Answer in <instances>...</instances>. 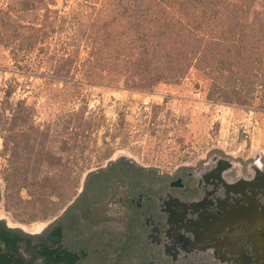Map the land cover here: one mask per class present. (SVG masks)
<instances>
[{
	"label": "rangeland",
	"instance_id": "obj_1",
	"mask_svg": "<svg viewBox=\"0 0 264 264\" xmlns=\"http://www.w3.org/2000/svg\"><path fill=\"white\" fill-rule=\"evenodd\" d=\"M76 1L57 0L56 7L68 10ZM92 1L101 7V0ZM252 1V9L264 13L263 0ZM9 3L0 0V7ZM74 29L68 28L62 36L85 46V37ZM83 46L75 45L73 53L85 55ZM173 46L181 45L176 41ZM51 51L58 53L56 47ZM39 54L40 58L16 62L11 51L0 45V219L8 226L33 233L20 225L52 222L83 190L87 172L122 157L153 169L146 174L149 179L192 170L214 154L228 158L240 172L255 157L264 164V84H257L251 73H240L245 75L240 84L249 98L224 102L208 97L213 75L199 65L191 64L177 80L145 81L143 89H134L131 81L139 78L140 71L132 75L101 71L88 79V69L79 67L59 75L50 70L54 60H48L50 66L42 62L49 52ZM260 60L256 79L264 78V53ZM248 110L260 122L251 139L244 138L240 128ZM148 183L131 186L128 177L118 172L105 191L107 202L98 200L91 214L101 216L108 207L114 214L128 186L146 188ZM122 224V220L112 221L111 226L97 224L83 234L80 240L94 244L89 263L84 264H107L121 256L131 261L139 255L136 243L127 242L137 240L127 237L133 234H127ZM72 232L67 233V241L73 243L79 238Z\"/></svg>",
	"mask_w": 264,
	"mask_h": 264
},
{
	"label": "trees",
	"instance_id": "obj_2",
	"mask_svg": "<svg viewBox=\"0 0 264 264\" xmlns=\"http://www.w3.org/2000/svg\"><path fill=\"white\" fill-rule=\"evenodd\" d=\"M101 1L97 7L92 0H78L63 10L56 7L57 0H11L0 7V45L11 51L16 62L49 52L42 62L54 60V67H46L59 75L79 67L88 69V79L101 71L121 75L140 71L139 78L131 81L134 89H143L145 81L177 80L191 64L213 75L211 99L238 103L249 98L240 84L245 75L240 73H251L257 84H264V78H255L264 53V13L252 9V0ZM76 27L85 37V46L62 36ZM176 41L181 46L174 47ZM75 45L83 46L85 55L74 54ZM55 47L58 53H52ZM32 50L36 53L31 55ZM42 149L41 145L37 152ZM152 171L122 157L87 172L80 194L40 232H26L0 219V264H76L74 242L67 241L73 225L81 218H87L86 226L101 224L104 216L91 214L92 207L98 200L107 202L105 191L118 172L128 177L131 186L149 180L146 187H150L156 176L149 179L146 174ZM60 242L64 243L61 251L56 247Z\"/></svg>",
	"mask_w": 264,
	"mask_h": 264
},
{
	"label": "flooded vegetation",
	"instance_id": "obj_3",
	"mask_svg": "<svg viewBox=\"0 0 264 264\" xmlns=\"http://www.w3.org/2000/svg\"><path fill=\"white\" fill-rule=\"evenodd\" d=\"M169 174L156 175L150 187L128 186L118 198L114 221L124 222L123 229L133 234L127 237L137 240L127 242H135L140 253L131 261L120 255L107 264H264L260 156L244 172L228 158L214 154L202 166ZM111 214L108 207L101 224L111 226ZM81 220L72 228L79 238L71 250L79 256L76 264L88 262L94 249L91 240H80L91 229ZM50 223L44 222L41 231ZM63 244L56 247L61 251Z\"/></svg>",
	"mask_w": 264,
	"mask_h": 264
},
{
	"label": "built area",
	"instance_id": "obj_4",
	"mask_svg": "<svg viewBox=\"0 0 264 264\" xmlns=\"http://www.w3.org/2000/svg\"><path fill=\"white\" fill-rule=\"evenodd\" d=\"M253 113V110H248L247 118H244L243 123L240 125L244 138H253L260 129V122Z\"/></svg>",
	"mask_w": 264,
	"mask_h": 264
},
{
	"label": "bare ground",
	"instance_id": "obj_5",
	"mask_svg": "<svg viewBox=\"0 0 264 264\" xmlns=\"http://www.w3.org/2000/svg\"><path fill=\"white\" fill-rule=\"evenodd\" d=\"M0 216L1 215V212H0ZM43 222H35L31 225H26V224H23V225H20L22 226L23 228H27V229H30V230H27V231H33V232H38L42 226Z\"/></svg>",
	"mask_w": 264,
	"mask_h": 264
}]
</instances>
